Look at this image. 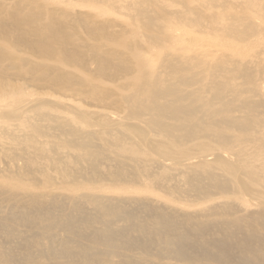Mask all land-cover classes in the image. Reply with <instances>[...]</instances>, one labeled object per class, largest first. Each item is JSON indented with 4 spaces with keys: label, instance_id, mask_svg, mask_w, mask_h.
<instances>
[{
    "label": "bare ground",
    "instance_id": "1",
    "mask_svg": "<svg viewBox=\"0 0 264 264\" xmlns=\"http://www.w3.org/2000/svg\"><path fill=\"white\" fill-rule=\"evenodd\" d=\"M156 1L127 5L149 45L169 46L155 75L137 59L142 73L111 101L127 111L120 120L63 100L60 92L80 94L99 110L108 93L92 91L91 79L77 74L90 70L86 50L68 48L60 25L33 27L34 38H27L13 14L11 29L33 54L53 62L57 75L25 63L15 46L0 48V264H264V92L258 89L264 75L256 79L230 58L207 63L179 56V47L171 51V23L192 24L202 35L215 31L202 23L215 16L189 0H179L181 12L151 9ZM245 19L227 17L221 34L256 33L251 23L233 26ZM22 21L37 26L33 13ZM5 25L0 41L9 42ZM110 61L94 70L112 79L132 74L127 64L109 74ZM143 179L152 182L143 185V196L94 190L104 181L140 186Z\"/></svg>",
    "mask_w": 264,
    "mask_h": 264
},
{
    "label": "rangeland",
    "instance_id": "2",
    "mask_svg": "<svg viewBox=\"0 0 264 264\" xmlns=\"http://www.w3.org/2000/svg\"><path fill=\"white\" fill-rule=\"evenodd\" d=\"M142 1L143 0H0V23H6V29L10 32V36L6 39V41L9 40V42L0 41V48L5 47L11 50L15 46V48L20 51H15L14 53L20 59H24L25 63L27 61V63L38 65L42 68L41 72L46 74L47 77L55 78L57 73L52 71L53 62L42 60L36 54H33L29 46L24 44V39L22 40L19 38L18 32L11 28L14 20L13 14H18L16 18L21 20L20 27L23 32L27 34V38H30V33L34 30L33 27L36 28L48 25L51 22H53V24L57 23L69 36L68 40H70V45L68 48L74 46L82 52L86 50L84 54L90 65V70L92 69V71L89 70L90 73L86 72L84 74H81L82 72L77 73L73 68H65L64 71L77 73L82 78L88 77L91 79L92 91L100 93L105 90L108 93L105 104H103L102 108L99 110H94L93 107L95 104L84 99L80 94L74 95L69 92H60L63 100L73 104L77 109L101 111L108 117L120 120L127 111L125 108V110L123 109L121 111L116 110V108L111 105V101L114 100L119 93H128L129 90L122 89V87L133 82L135 78L142 73L135 69L137 59H142L145 62V66L142 69L143 71H152L155 75L158 71V63L164 58L166 51H168L167 46H169V44H164L160 47L149 45L145 37L139 34L136 26H133L129 19L131 12L127 9V5ZM189 3L193 7L202 4V10L205 14L215 16L214 20H210V18L208 20H202V23L205 24L206 27H211V25H213L212 28H214L215 31L209 32V30H205L204 34L197 35L194 33L195 28L192 24L173 22L174 24L171 23V31L174 37L170 40V45L172 44L174 47L170 50L175 52V48L179 47L180 49L176 51L179 56L183 58L195 56L207 63H215L220 58H230L233 62L238 64L248 65L251 72L254 70L252 72L254 77L260 80L261 76L264 75V0H189ZM155 7L167 12H181L185 9L179 0H157L155 5L150 8L152 9ZM31 13L37 17V26L22 21V18L24 19ZM229 16H237L239 18L241 16L246 17L245 20L234 21L233 26L241 28V26L251 23L255 25L256 33L250 35L248 38L224 36L221 34L220 29L225 27L227 24V17ZM89 18H91V21L87 24L90 20ZM115 22L119 27L115 25ZM169 22L172 21L169 19ZM72 24L74 26L71 27ZM71 31H75V33L79 32V35ZM117 31L118 33L116 34ZM124 32L126 34H124ZM107 33L109 36L106 35ZM77 35L80 36V38H78ZM31 38L33 39L34 37L31 36ZM59 45L60 42H55L53 47L58 49ZM117 51L120 52L118 53ZM92 52H95L96 55ZM112 52L115 53L116 57L110 58V53ZM121 53L122 55H120ZM93 55L96 58L93 59L92 57V59L94 61L97 59L94 63H92V60L89 61L90 57ZM127 59L129 60L126 61ZM105 60H111L110 64L114 67L111 68L109 74L116 73V66L118 65L123 67L129 65V68L132 67V74L126 75L121 79L120 77H118V79H112L108 77L109 75H100L94 70L95 63ZM1 61L2 67L10 66L8 60ZM28 69H30L29 65L25 66V70L28 71ZM10 72L14 71L10 70ZM92 73H95V76L92 75ZM262 80L263 82L260 81L258 89L264 92V76ZM240 82V79L235 80L236 84H240ZM96 86H99L100 89ZM30 91L38 93L39 90L32 88ZM52 91L53 90H50L48 93ZM58 113L60 116H65L67 118L73 117L66 112L59 111ZM76 122L78 126L84 125L79 119H76ZM3 161V157L0 156L1 171L4 169ZM111 163L114 164L113 162ZM160 171L158 173H166L165 171ZM168 183L173 184L175 182L171 181ZM144 184L152 185V182L151 180L143 179L142 185L137 186L124 183L112 185L110 182L104 181L96 184L97 186L94 187V190L98 194L106 196L123 194L143 196L145 194L143 188ZM85 187L82 191H88L87 187L89 186ZM191 199L193 200V198H189L188 201ZM159 200L163 201L162 198H159ZM174 205L178 206V208L183 207L181 202Z\"/></svg>",
    "mask_w": 264,
    "mask_h": 264
}]
</instances>
